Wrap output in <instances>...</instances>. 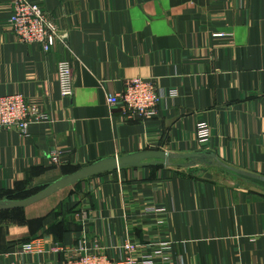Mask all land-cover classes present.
<instances>
[{"label":"crops","instance_id":"obj_1","mask_svg":"<svg viewBox=\"0 0 264 264\" xmlns=\"http://www.w3.org/2000/svg\"><path fill=\"white\" fill-rule=\"evenodd\" d=\"M15 1L0 0V97L20 93L51 120L31 126L29 138L0 131V202L28 199L106 158L163 151L215 161L190 167L174 157L0 211V264L119 261L127 242L140 259L170 244L173 264H264V180L256 178L264 179V0H28L65 35L50 53L9 29ZM65 60L71 98L58 82ZM134 79L156 85V117L108 103ZM200 122L212 131L205 144ZM37 237L64 252H23Z\"/></svg>","mask_w":264,"mask_h":264},{"label":"built area","instance_id":"obj_2","mask_svg":"<svg viewBox=\"0 0 264 264\" xmlns=\"http://www.w3.org/2000/svg\"><path fill=\"white\" fill-rule=\"evenodd\" d=\"M9 29L15 34L19 42L28 45H37L45 53H50L59 41L65 39L57 25L50 20L39 4L28 0H16L10 18L7 21ZM223 36V35H220ZM58 82L61 96L71 98L74 95L73 72L69 61H62L58 65ZM177 96V95H175ZM161 97L156 85L152 81L134 79L126 83V89L108 98L111 106H120L124 114H136L146 118L156 117ZM51 118L37 105L29 102L20 93L0 97V131L14 129L25 138H29V129L33 125L50 122ZM197 140L201 144L207 143L211 136V127L206 122L196 126ZM51 162L59 163L57 153H51ZM84 221L90 219L88 210L81 215ZM170 244L143 259L134 257L138 246L132 242L124 245L125 257L115 261L103 255H85L79 259H70L65 264H173L166 255ZM22 251L33 255H42L47 251L56 254L64 252L61 247H50L42 237H37L22 246ZM157 260H160L159 262Z\"/></svg>","mask_w":264,"mask_h":264},{"label":"water","instance_id":"obj_3","mask_svg":"<svg viewBox=\"0 0 264 264\" xmlns=\"http://www.w3.org/2000/svg\"><path fill=\"white\" fill-rule=\"evenodd\" d=\"M174 157H179L181 159L190 160L192 163L190 167L199 165L200 162L213 164L215 161V156L213 154H188V155H177L173 156L163 151H144L129 154L119 158H106L101 159L89 166H86L77 172L66 175L61 179L55 181L51 185L46 186L38 194L25 199V200H6L0 202V211L25 209L36 203H39L52 195L78 185L79 183L86 181L90 178L97 177L106 173H111L115 171H122L126 169H138L144 167L152 166H163L167 167L168 163ZM257 179L264 180L262 178L256 177Z\"/></svg>","mask_w":264,"mask_h":264},{"label":"rangeland","instance_id":"obj_4","mask_svg":"<svg viewBox=\"0 0 264 264\" xmlns=\"http://www.w3.org/2000/svg\"><path fill=\"white\" fill-rule=\"evenodd\" d=\"M175 163V167H173V169H178V167L179 166H176V163H181L180 161H177V162H174ZM72 187H70V188H67V189H65V190H63L62 192H60V193H63V192H66V191H70V189H71ZM43 189H41L40 191H42ZM40 191H34L33 193H32V195L31 196H34V195H36V194H38ZM59 193V192H58Z\"/></svg>","mask_w":264,"mask_h":264},{"label":"trees","instance_id":"obj_5","mask_svg":"<svg viewBox=\"0 0 264 264\" xmlns=\"http://www.w3.org/2000/svg\"><path fill=\"white\" fill-rule=\"evenodd\" d=\"M44 188H45V187H43L42 189H44ZM40 190H41V189H40ZM40 190H39V191H40ZM31 197H32V196H31Z\"/></svg>","mask_w":264,"mask_h":264}]
</instances>
